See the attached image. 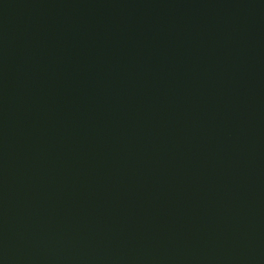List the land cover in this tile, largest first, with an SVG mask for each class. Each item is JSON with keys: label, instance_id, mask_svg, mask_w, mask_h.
<instances>
[{"label": "water", "instance_id": "95a60500", "mask_svg": "<svg viewBox=\"0 0 264 264\" xmlns=\"http://www.w3.org/2000/svg\"><path fill=\"white\" fill-rule=\"evenodd\" d=\"M0 264H264V0H0Z\"/></svg>", "mask_w": 264, "mask_h": 264}]
</instances>
